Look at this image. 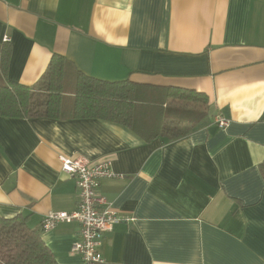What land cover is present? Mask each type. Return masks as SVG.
I'll return each mask as SVG.
<instances>
[{
  "label": "crops",
  "instance_id": "crops-1",
  "mask_svg": "<svg viewBox=\"0 0 264 264\" xmlns=\"http://www.w3.org/2000/svg\"><path fill=\"white\" fill-rule=\"evenodd\" d=\"M2 47L10 81L36 84L58 53L98 79L205 92L210 110L151 140L97 118L0 116V216L42 231L77 207L59 156L110 161L100 192L119 221L99 264H264V0H0ZM79 230L42 231L59 264H88Z\"/></svg>",
  "mask_w": 264,
  "mask_h": 264
},
{
  "label": "trees",
  "instance_id": "trees-1",
  "mask_svg": "<svg viewBox=\"0 0 264 264\" xmlns=\"http://www.w3.org/2000/svg\"><path fill=\"white\" fill-rule=\"evenodd\" d=\"M5 44H7L5 42ZM9 51L0 48V116L52 119L97 118L132 129L145 140L179 138L208 116L205 92L175 86L154 87L130 80L108 81L84 74L55 53L32 86L5 77ZM4 77V78H3ZM264 176V162L261 164ZM28 216H0V264H59Z\"/></svg>",
  "mask_w": 264,
  "mask_h": 264
},
{
  "label": "built area",
  "instance_id": "built-area-1",
  "mask_svg": "<svg viewBox=\"0 0 264 264\" xmlns=\"http://www.w3.org/2000/svg\"><path fill=\"white\" fill-rule=\"evenodd\" d=\"M9 40V37L5 38V41ZM215 121L220 127L228 124V121L221 115H218ZM59 159L62 163V170L76 179L77 207L70 212H49L42 223V228L48 231L60 222L78 221L80 230L72 252L81 255L88 264L103 263L101 246L104 234L113 229L114 224L119 221L117 213L100 192L102 180L114 176L112 164L110 161L90 164L84 158L64 154L60 155Z\"/></svg>",
  "mask_w": 264,
  "mask_h": 264
}]
</instances>
